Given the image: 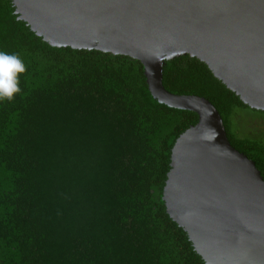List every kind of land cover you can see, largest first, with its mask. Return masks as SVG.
Instances as JSON below:
<instances>
[{"label": "trees", "instance_id": "obj_1", "mask_svg": "<svg viewBox=\"0 0 264 264\" xmlns=\"http://www.w3.org/2000/svg\"><path fill=\"white\" fill-rule=\"evenodd\" d=\"M15 11L0 0V51L26 69L0 102V264H205L163 200L198 115L155 100L139 61L52 48ZM163 86L208 100L264 178V111L190 56L166 62Z\"/></svg>", "mask_w": 264, "mask_h": 264}, {"label": "water", "instance_id": "obj_2", "mask_svg": "<svg viewBox=\"0 0 264 264\" xmlns=\"http://www.w3.org/2000/svg\"><path fill=\"white\" fill-rule=\"evenodd\" d=\"M11 1L18 20L52 48L137 60L155 100L198 115L172 150L167 214L205 264H264V178L231 145L208 100L163 86L166 62L190 56L264 111V0Z\"/></svg>", "mask_w": 264, "mask_h": 264}, {"label": "clouds", "instance_id": "obj_3", "mask_svg": "<svg viewBox=\"0 0 264 264\" xmlns=\"http://www.w3.org/2000/svg\"><path fill=\"white\" fill-rule=\"evenodd\" d=\"M25 70L18 55L0 51V102H11L20 93V79Z\"/></svg>", "mask_w": 264, "mask_h": 264}, {"label": "rangeland", "instance_id": "obj_4", "mask_svg": "<svg viewBox=\"0 0 264 264\" xmlns=\"http://www.w3.org/2000/svg\"><path fill=\"white\" fill-rule=\"evenodd\" d=\"M247 128H249V129H260V128H263V123L262 122H259V121H257V122H252V123H250L249 125H247Z\"/></svg>", "mask_w": 264, "mask_h": 264}]
</instances>
